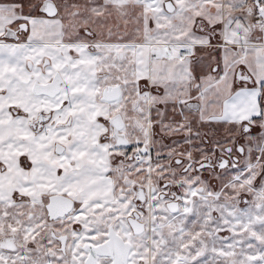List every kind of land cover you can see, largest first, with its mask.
Returning <instances> with one entry per match:
<instances>
[{"label":"snow or ice","instance_id":"1","mask_svg":"<svg viewBox=\"0 0 264 264\" xmlns=\"http://www.w3.org/2000/svg\"><path fill=\"white\" fill-rule=\"evenodd\" d=\"M0 264H264V0H0Z\"/></svg>","mask_w":264,"mask_h":264}]
</instances>
